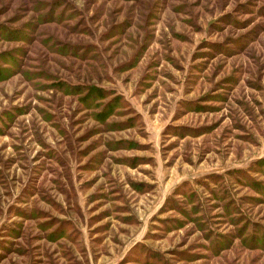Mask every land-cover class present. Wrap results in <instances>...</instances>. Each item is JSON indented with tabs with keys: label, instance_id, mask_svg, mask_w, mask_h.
I'll return each mask as SVG.
<instances>
[{
	"label": "rangeland",
	"instance_id": "1",
	"mask_svg": "<svg viewBox=\"0 0 264 264\" xmlns=\"http://www.w3.org/2000/svg\"><path fill=\"white\" fill-rule=\"evenodd\" d=\"M0 264H264V0H0Z\"/></svg>",
	"mask_w": 264,
	"mask_h": 264
}]
</instances>
